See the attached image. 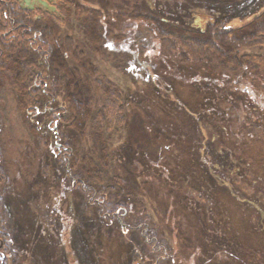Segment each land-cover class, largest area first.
Returning a JSON list of instances; mask_svg holds the SVG:
<instances>
[{"label": "rangeland", "instance_id": "1", "mask_svg": "<svg viewBox=\"0 0 264 264\" xmlns=\"http://www.w3.org/2000/svg\"><path fill=\"white\" fill-rule=\"evenodd\" d=\"M13 4L49 48L0 62V264H264V0Z\"/></svg>", "mask_w": 264, "mask_h": 264}, {"label": "trees", "instance_id": "2", "mask_svg": "<svg viewBox=\"0 0 264 264\" xmlns=\"http://www.w3.org/2000/svg\"><path fill=\"white\" fill-rule=\"evenodd\" d=\"M20 10H26L24 7H20ZM33 11V10H31ZM18 12H20L15 4H13V0H0V62L4 61V58L7 57L13 50L19 49L21 47L27 48L29 50L35 51V52H43L45 54L48 53L49 46L47 43L40 38V36L34 31L31 24L28 22L21 21L18 18ZM34 12V11H33ZM39 12V11H38ZM51 18H54V21L59 26L64 25V18L61 16H56L53 14H49ZM56 16V17H55ZM258 18L262 19L264 18V4L262 7V11L259 12L254 19L258 20ZM231 24V23H230ZM233 28H238L239 25H235V23L231 24ZM264 26V25H263ZM172 28L174 26H171ZM199 32H190L188 36H176L175 34L169 36H162L160 38V43L164 50L167 52L177 51V49L171 44V38L173 40H176L177 42H182V44L187 47L188 50H190L193 54H198L201 51L207 49V52L213 51V49L218 46V41L214 38V33L212 36H210L209 40L198 41L196 38V35L198 34H204L203 28L196 27ZM230 32V31H228ZM241 47L238 48H248L253 46H262L264 45V28L258 31V28L248 36ZM224 49H227L229 51L237 49V46L233 45L230 48H226L225 46L228 45H220ZM246 59H253L250 57H245ZM263 61L262 57L258 56V64ZM249 64L256 65L252 62V60H249ZM256 68V67H254ZM46 79L45 75L41 73L40 77L38 78V85H41L43 80ZM47 110H50L47 107ZM63 113L59 110H53L52 114L50 115L51 120H53V123H56L60 118H62ZM1 153V151H0ZM2 160L0 158V168L2 167ZM8 177L6 174L0 173V194H2V190L7 185ZM1 223V220H0ZM5 248V241H4V234L1 231L0 232V256L3 253V250ZM161 248H158V253L161 251ZM153 250V249H152ZM154 251V250H153ZM166 251H169V249L164 248L163 255H166ZM155 252V251H154ZM157 253V254H158ZM159 255V254H158ZM159 259V258H158Z\"/></svg>", "mask_w": 264, "mask_h": 264}]
</instances>
